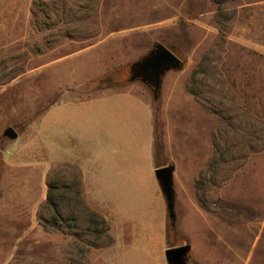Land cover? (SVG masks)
<instances>
[{"label": "rangeland", "instance_id": "374dc122", "mask_svg": "<svg viewBox=\"0 0 264 264\" xmlns=\"http://www.w3.org/2000/svg\"><path fill=\"white\" fill-rule=\"evenodd\" d=\"M0 7V264H168L158 238L166 213L169 248L192 245L203 261L212 255L199 221L172 222L136 122L141 95L156 116V157L167 161L175 88L208 118L209 139L213 130L214 187L200 197L222 233H214L209 264H264V0H0ZM159 45L179 63L161 76L156 99L132 71ZM191 110L174 121L186 129L176 133L184 155L198 143L206 148ZM9 128L17 140L5 136ZM64 178L78 179L84 203L111 219L109 237L95 239L86 216L76 227V209L58 200L73 196L50 192ZM50 196L64 215L57 223ZM192 259L191 251L187 264Z\"/></svg>", "mask_w": 264, "mask_h": 264}, {"label": "crops", "instance_id": "0c3cea01", "mask_svg": "<svg viewBox=\"0 0 264 264\" xmlns=\"http://www.w3.org/2000/svg\"><path fill=\"white\" fill-rule=\"evenodd\" d=\"M26 1H32V0H26ZM1 8V7H0ZM174 92L173 94H171ZM170 95V99L167 100V115H166V125L164 130V146L165 149L168 151V155L166 156L167 161H163L162 163H159L157 157H156V116L154 113V110L151 106V104L141 95L137 96V102L139 105H141V115L140 118L136 121L137 123H140L139 121H142V124L144 125V131L148 137V146L153 151V171H157L161 168L166 167H173V188H174V208L170 212L172 216V222L174 221L177 223V218H181V223H183V219L185 218H194V220L199 221L202 225V230L205 231L206 235V245L208 246L209 252H212V255H207V258L205 261L201 260L198 256V253H194V248L191 245V251H192V261L194 264H209L212 263L210 261L209 256H214L213 251V238L214 233L216 231H219L222 233V230L220 228L216 227L215 219L214 217H208L205 215V206H208V201H204V199H201V195L204 194V191L208 193L209 184L210 186L214 187V173H215V151H214V136H213V130L210 132V139L208 137V129L205 128L206 124L204 125L203 122H207L208 118H205L204 114L196 112L193 113V111L190 109L189 105H185V99L189 100L190 95H187L184 93H179L178 89H172ZM177 96H182V100L179 101V104L177 101ZM172 97V98H171ZM169 98V97H168ZM175 98V99H174ZM89 101V100H87ZM84 102V101H82ZM67 103V102H61L56 105ZM55 106V105H54ZM189 108V111L191 113V120L200 122L201 130L202 132L206 133V138L204 141H206V145L203 143V147L206 146L205 150L204 148L199 147L198 145H194L192 150L188 151L189 154L183 153L182 150H184L186 142L184 139H180L181 141H178L176 139V133L178 131H185L186 129L176 126L177 124L174 122L177 119L183 117L182 113L183 111L187 110ZM188 112V114H189ZM187 114V113H186ZM188 118H190L188 116ZM180 142H182L183 147L180 145ZM164 149V151H165ZM205 151V152H204ZM179 152V154H178ZM166 155V154H165ZM57 163V162H55ZM62 164L63 168L66 169L67 166L73 167L76 166L79 167L78 164H75L74 162L69 161H63L58 162V164ZM210 170V172H209ZM156 176V175H155ZM152 177V175L150 176ZM83 178V176H82ZM80 180V177H79ZM158 180V179H157ZM65 178L63 180V184L66 185ZM73 185H71L70 190L77 191L81 190L77 189L74 185L75 180H72ZM80 182V181H79ZM159 183V181H158ZM160 185V183H159ZM161 187V186H160ZM83 191V190H81ZM84 192V191H83ZM175 192H176V198H175ZM85 196V192H84ZM207 198V196H206ZM167 202V200H166ZM90 205L94 207H102L103 204L99 202H91ZM168 205V202H167ZM174 209L175 212H174ZM186 210V211H185ZM170 211V210H169ZM175 213H176V219H175ZM104 218L108 222H111V219L108 218V216L104 215ZM168 216L167 213L164 215L162 221L160 222L158 231L159 234L158 238L160 241V245L164 252H166L168 249H170L167 246V240L169 238L168 236ZM182 225V224H181ZM115 228L112 226L111 232H114ZM199 230V229H198ZM148 233V232H145ZM212 237V238H211ZM157 238V237H156ZM176 248V247H172ZM208 259V261H207Z\"/></svg>", "mask_w": 264, "mask_h": 264}, {"label": "water", "instance_id": "95a60500", "mask_svg": "<svg viewBox=\"0 0 264 264\" xmlns=\"http://www.w3.org/2000/svg\"><path fill=\"white\" fill-rule=\"evenodd\" d=\"M178 63V58L172 52L159 45L157 50L142 64L141 69L151 71L156 79H160L166 71L176 67ZM5 136L13 141L19 137L18 133L12 128L6 130ZM173 172V167L161 168L155 172L171 211L174 208ZM190 252L191 247L189 245L170 248L165 252L166 260L168 264H187Z\"/></svg>", "mask_w": 264, "mask_h": 264}, {"label": "trees", "instance_id": "16d2710c", "mask_svg": "<svg viewBox=\"0 0 264 264\" xmlns=\"http://www.w3.org/2000/svg\"><path fill=\"white\" fill-rule=\"evenodd\" d=\"M142 64L143 63H140L133 68V71H132L133 72L132 73L133 78H140L143 81L149 83L153 87V89L155 90V98L157 99L159 96L160 79H156L150 75H145L141 69ZM107 79L109 80L110 78H107ZM79 183H80L79 180L76 179L74 185L77 189H80ZM70 188H71V185H64L62 188H60L59 183H56V184H53L50 186V192L62 191L63 193H66V194L69 193L70 195L73 196V198L70 199V197L68 198V197H66V195H63V196H60L59 197L60 199L58 198V200L60 202H62V200L64 199L63 201L65 203V198H66V200L68 201V207L76 209L75 210L76 212L73 211V213H72L75 216L74 221L75 222L78 221V223H79V224L76 223V227H78V225H81V222H83L82 218L84 216H86V217H89L91 219L89 221V225L92 228H94L93 232H94L95 236L96 235L98 236V237L96 236L95 239L101 240L103 238V236L109 237L108 236L109 228H108L107 221L105 219H103L102 217L98 216V214L93 213L94 211L92 212L91 209L89 208V206H87L86 203H84V202H87V201H85V196H83V198L80 197L81 193H83V191H81V190L72 191V190H70ZM82 195H84V194H82ZM48 199L49 200L47 203V207H49L51 209V211L54 212L53 218L56 220L55 222L57 223L59 219H61V218L64 219V215H62L60 212V207L57 203V200L54 198H51V196ZM81 208H83L82 214H80L78 212V210L80 211ZM99 218L101 219V221H100L101 223L98 222V220H97ZM69 220H71L70 217H69ZM103 226L106 227V230L104 232L100 231L98 229L99 227H103ZM91 246L94 248L98 247L95 244H92Z\"/></svg>", "mask_w": 264, "mask_h": 264}, {"label": "flooded vegetation", "instance_id": "af4514ba", "mask_svg": "<svg viewBox=\"0 0 264 264\" xmlns=\"http://www.w3.org/2000/svg\"><path fill=\"white\" fill-rule=\"evenodd\" d=\"M143 71V70H142ZM143 73L145 74V75H150V76H152V77H154L153 75H152V72L151 71H143ZM155 78V77H154Z\"/></svg>", "mask_w": 264, "mask_h": 264}]
</instances>
